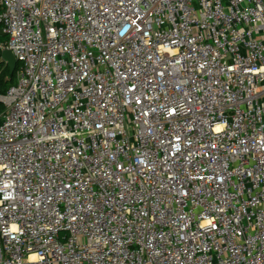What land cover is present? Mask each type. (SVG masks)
<instances>
[{"label": "built area", "instance_id": "2783aa9c", "mask_svg": "<svg viewBox=\"0 0 264 264\" xmlns=\"http://www.w3.org/2000/svg\"><path fill=\"white\" fill-rule=\"evenodd\" d=\"M0 25V264H264V0H0Z\"/></svg>", "mask_w": 264, "mask_h": 264}, {"label": "trees", "instance_id": "16d2710c", "mask_svg": "<svg viewBox=\"0 0 264 264\" xmlns=\"http://www.w3.org/2000/svg\"><path fill=\"white\" fill-rule=\"evenodd\" d=\"M8 40V37L2 33L1 25H0V45H5ZM1 56V49H0ZM20 69V64L16 65L14 72L10 75L8 72V67L5 63L1 61L0 57V96L6 94L7 90L16 83L17 73ZM4 111V106L0 102V114Z\"/></svg>", "mask_w": 264, "mask_h": 264}, {"label": "water", "instance_id": "95a60500", "mask_svg": "<svg viewBox=\"0 0 264 264\" xmlns=\"http://www.w3.org/2000/svg\"><path fill=\"white\" fill-rule=\"evenodd\" d=\"M0 57H1V61L7 65L8 72L11 75L14 72L17 65V62L14 56L12 55L11 51L8 49L1 50Z\"/></svg>", "mask_w": 264, "mask_h": 264}, {"label": "clouds", "instance_id": "9594fccd", "mask_svg": "<svg viewBox=\"0 0 264 264\" xmlns=\"http://www.w3.org/2000/svg\"><path fill=\"white\" fill-rule=\"evenodd\" d=\"M13 231H16V228H13ZM30 259L31 260H35V259H37V257L35 255H33V256L30 257Z\"/></svg>", "mask_w": 264, "mask_h": 264}]
</instances>
